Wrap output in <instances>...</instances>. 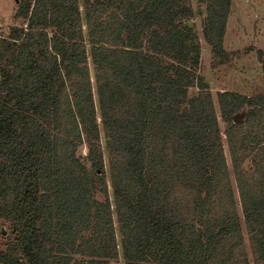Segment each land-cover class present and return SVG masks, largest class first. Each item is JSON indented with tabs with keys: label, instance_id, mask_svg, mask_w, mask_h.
Segmentation results:
<instances>
[{
	"label": "trees",
	"instance_id": "obj_1",
	"mask_svg": "<svg viewBox=\"0 0 264 264\" xmlns=\"http://www.w3.org/2000/svg\"><path fill=\"white\" fill-rule=\"evenodd\" d=\"M16 1L0 31V264H109L118 245L124 264H250L246 233L264 264V92L217 90L216 111L192 0H82L84 19L79 0ZM195 1L224 62L231 0Z\"/></svg>",
	"mask_w": 264,
	"mask_h": 264
},
{
	"label": "rangeland",
	"instance_id": "obj_2",
	"mask_svg": "<svg viewBox=\"0 0 264 264\" xmlns=\"http://www.w3.org/2000/svg\"><path fill=\"white\" fill-rule=\"evenodd\" d=\"M79 2L84 19L85 9L82 0ZM16 4V0H0V31H7L6 27L12 23ZM231 5L223 38L224 48L228 52V59L224 62L213 57L209 44L204 40L202 25V19L206 14L204 4L192 0L195 15L188 20V24L193 26L196 35H198V42L201 44L200 64L197 73L202 75L204 81L208 83L217 112V90L239 91L247 95L264 92V0H231ZM197 91L198 88L195 86L190 88V94H196ZM225 126L226 123L220 119L221 129L223 130ZM99 140L102 145L103 159H105V171L110 194L109 169L102 132H100ZM87 152L86 143L78 147L77 153L84 161L87 160L85 159ZM87 163H89L88 160ZM96 196L103 198L102 194ZM236 198L238 200V192H236ZM114 222L116 226L115 214ZM10 231V222L0 217V247L4 248L7 241L11 239ZM117 239L119 242V235ZM119 247L118 245L119 257L111 259L109 264H124ZM245 248L250 264H253L252 248H250L247 233L245 234ZM80 258V255H75V260ZM73 264L75 263L73 262Z\"/></svg>",
	"mask_w": 264,
	"mask_h": 264
}]
</instances>
